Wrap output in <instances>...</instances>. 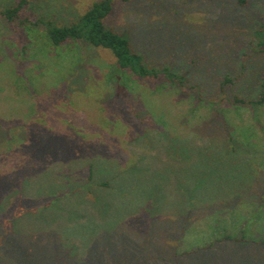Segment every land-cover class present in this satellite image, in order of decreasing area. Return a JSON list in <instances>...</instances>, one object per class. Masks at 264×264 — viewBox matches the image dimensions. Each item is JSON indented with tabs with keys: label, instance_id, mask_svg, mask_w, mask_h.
<instances>
[{
	"label": "rangeland",
	"instance_id": "1",
	"mask_svg": "<svg viewBox=\"0 0 264 264\" xmlns=\"http://www.w3.org/2000/svg\"><path fill=\"white\" fill-rule=\"evenodd\" d=\"M96 1L22 15L68 24ZM111 1L106 26L189 90L120 82L110 49L0 16V264H264L262 242L206 247L264 237V104L236 100L264 80V0ZM91 162L111 189L85 186Z\"/></svg>",
	"mask_w": 264,
	"mask_h": 264
},
{
	"label": "trees",
	"instance_id": "2",
	"mask_svg": "<svg viewBox=\"0 0 264 264\" xmlns=\"http://www.w3.org/2000/svg\"><path fill=\"white\" fill-rule=\"evenodd\" d=\"M28 4L29 0H17L14 4L0 9V16L5 18L7 22L13 23L18 21L20 31L22 33L23 30L24 33H22L20 36L22 39H24V36L28 35V28L30 26L40 27L43 25L46 32V37L51 42V44L55 46L63 45L66 42H79V44L82 46L90 45L93 47H105L110 49L115 59L114 63L110 65L112 68L111 71L115 70L116 73L114 76H117V79H124V77L127 76L145 79L147 78L156 81L158 78H163L165 83L162 82L161 85L168 88L171 86L177 87L179 94L183 98L186 94V90H189V87L187 89L186 86L187 76L184 73L175 71L169 66H153L146 64L144 55L134 51L126 37L106 26L104 19L112 11L111 0H98L92 3L77 21L62 25H58L54 21L45 17H39L35 20H32L29 16H23L22 12L28 6ZM30 29H32V27H30ZM260 35L264 37V31L260 32ZM27 46L28 48L31 46V41L25 44L22 43V51L20 53L21 55L27 53ZM122 79L118 81L122 82ZM228 82H230V78L226 76L220 85L222 90L224 89L225 84ZM194 87L195 86H191L190 88L192 89ZM194 99V101H207L208 96H204L203 98L202 95H198L196 97L194 96ZM236 100L242 103L264 104V80L261 82V88L257 99ZM227 141H230V144L233 143L235 141L234 136L230 134L227 138ZM94 166L95 165H93L92 162L88 165L87 175L84 180L86 181L85 186H87V182H89L91 184L93 183V185L97 188L101 187L111 189L113 187L112 179L105 178L102 180H96V178H94V170L96 169ZM88 187L90 189V186ZM250 230L251 229L248 228H241V230L236 232H232L230 230L224 231V233L219 238H217L210 245H206V247L213 246L215 242L219 241H250L254 243H264V237L259 238L258 236L251 235L249 233Z\"/></svg>",
	"mask_w": 264,
	"mask_h": 264
}]
</instances>
